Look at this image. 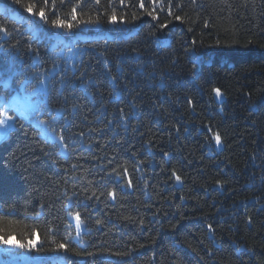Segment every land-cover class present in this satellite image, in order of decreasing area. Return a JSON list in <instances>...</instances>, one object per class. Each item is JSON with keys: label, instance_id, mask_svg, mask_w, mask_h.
I'll return each instance as SVG.
<instances>
[{"label": "trees", "instance_id": "trees-1", "mask_svg": "<svg viewBox=\"0 0 264 264\" xmlns=\"http://www.w3.org/2000/svg\"><path fill=\"white\" fill-rule=\"evenodd\" d=\"M140 2L0 0V264H264V0Z\"/></svg>", "mask_w": 264, "mask_h": 264}, {"label": "snow or ice", "instance_id": "snow-or-ice-1", "mask_svg": "<svg viewBox=\"0 0 264 264\" xmlns=\"http://www.w3.org/2000/svg\"><path fill=\"white\" fill-rule=\"evenodd\" d=\"M121 2L123 3V0H121ZM156 2H157V0H152V3H153V4H155ZM97 3H99V0H97ZM144 6H145V5H144V0H141V2H140V8H144ZM27 11L31 12L32 10L29 8V9H27ZM73 12H75V9H73ZM148 14L151 15L152 13L149 12ZM39 16H40L41 19L44 18L45 13H44L43 10L40 11ZM133 18H135V17H133ZM175 18L178 19V20L181 19L180 16H176ZM75 19H77V17L73 16V20H75ZM109 20H110L113 24H115V23H119V22H126L125 19H124L123 17H117V16H115V15H112L111 17H109ZM91 22H92V21H89V23H91ZM52 24H53V25H56V26H58V27H61V28H67V29H69V30L73 28V24H72V23H65V22L62 21V20H61V21H56V20H54V21H52ZM214 91H215V93H216L217 96H219V95L221 94L220 89H214ZM4 123H5L4 119L0 118V125H2V124H4ZM215 139H216L217 144H219L220 141H221V137H220L219 135H217V136L215 137ZM176 179L179 181V180H180V177L177 176ZM128 183L131 184V181H129ZM109 195H112V193H109ZM76 219L79 221V219H80L79 214L76 215ZM97 223H100V222L97 221ZM76 227H77V229H79V228H80V224L77 223ZM209 228H211V225H209ZM35 235H36V234L34 233V234H33V238H30L26 244L17 241V242H16L17 246H19V247H21V248H24V247H34V246H35V243H38V241H35V240H34ZM0 240H2L3 243H9V240H8L7 238L0 237ZM58 247H59V248H65L66 245L63 244V243H61V244L58 245Z\"/></svg>", "mask_w": 264, "mask_h": 264}, {"label": "rangeland", "instance_id": "rangeland-1", "mask_svg": "<svg viewBox=\"0 0 264 264\" xmlns=\"http://www.w3.org/2000/svg\"><path fill=\"white\" fill-rule=\"evenodd\" d=\"M46 135V134H45ZM63 152H65L64 150H62Z\"/></svg>", "mask_w": 264, "mask_h": 264}]
</instances>
